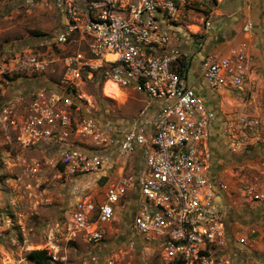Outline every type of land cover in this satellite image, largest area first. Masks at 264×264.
Wrapping results in <instances>:
<instances>
[{"label": "built area", "instance_id": "2783aa9c", "mask_svg": "<svg viewBox=\"0 0 264 264\" xmlns=\"http://www.w3.org/2000/svg\"><path fill=\"white\" fill-rule=\"evenodd\" d=\"M222 1L205 8L193 0H15L18 9L59 20L55 46H75L61 60L59 83L32 91L17 125L21 145L39 149L59 167V177L71 182L67 232L72 237L101 242L116 206L135 191L130 230L158 247L157 264H231L229 249L252 244L255 225L237 224L226 232L220 195L228 193L233 204L264 205L263 171L256 166L230 181L211 179L215 115L204 95L187 86V56L171 44L183 31L200 51ZM252 29L249 21L241 33ZM246 57L244 46L208 51L199 62L200 75L214 90L242 92L249 81ZM18 60L40 74L51 63L30 52ZM94 81L143 95L136 117L119 122L87 115L82 100L90 99L78 91ZM235 121H225L222 129L228 150L258 145L264 152V116ZM238 132L253 140L241 144ZM114 166L118 176L100 185L103 175L96 174Z\"/></svg>", "mask_w": 264, "mask_h": 264}, {"label": "rangeland", "instance_id": "374dc122", "mask_svg": "<svg viewBox=\"0 0 264 264\" xmlns=\"http://www.w3.org/2000/svg\"><path fill=\"white\" fill-rule=\"evenodd\" d=\"M193 1L205 8L212 3V0ZM15 3V0H0V264H34L27 257L33 249L46 250L51 257L50 264H157L158 247L130 230L137 201L135 191L129 192L116 206L101 242L87 244L67 232L71 182L59 177V167L47 162L39 149L21 145L17 125L25 114L30 93L59 83L61 60L75 46L57 47L51 42L59 25L55 16L47 12H25L16 8ZM221 8L225 9L223 3L217 11ZM23 52L51 60L47 71L40 74L22 68L18 58ZM185 81L187 86L196 82L191 72ZM248 84L239 95L224 99L223 107L227 108L221 110L224 121L237 124L235 120L241 115L263 116L260 90L264 86H259L254 99H249ZM125 90L123 103L105 95L101 81L86 83L78 93L90 99L89 104L82 100L87 115L127 122L140 111L143 95L129 87ZM237 135L241 144L253 140L248 139L247 133ZM133 163L137 164L136 158ZM260 167L259 164L258 169L262 170ZM230 170L228 181L245 171H253L247 165L232 166ZM103 184L102 178L100 185ZM245 208L250 213L246 224L256 223L258 232L264 233V205L250 202ZM242 258L240 264H264V257L261 260L252 255Z\"/></svg>", "mask_w": 264, "mask_h": 264}, {"label": "crops", "instance_id": "0c3cea01", "mask_svg": "<svg viewBox=\"0 0 264 264\" xmlns=\"http://www.w3.org/2000/svg\"><path fill=\"white\" fill-rule=\"evenodd\" d=\"M261 1L262 0H225L223 2L225 9L221 8L217 11L216 17L213 18L211 29L204 35L203 47L200 51L196 49V43H194L183 31L179 40L173 41L171 44L174 47H178L183 54L187 56L185 57L188 63L187 74L191 72L196 81L193 87L204 95L208 106L213 110L215 115L209 139V148L212 153L209 176L213 180L218 178L229 180L230 177L228 174H231L232 171L230 168H232V166L247 165L256 167L260 164L263 171L261 187L264 189L263 149L257 145L248 150L241 148L237 153H231L227 146L228 137H226L222 131L225 121L221 110H227L225 106L223 107V105H225L223 101L224 99H229L232 94L239 95L241 92L230 89L214 90L209 87L208 83L202 78L199 72V62L206 52L219 51L225 53L229 49H238L244 46L247 54L246 66L249 77L247 90L250 91L254 99L257 95V88L259 86H264V12L260 10ZM246 21H251L254 26L252 29L253 32L248 35L241 33V27ZM252 88L253 90H251ZM261 90L260 93L262 94H260V96L264 100V88ZM124 92L126 94V90H124ZM154 108H156V106H154ZM262 108L264 109V105ZM229 163H231L232 166H230ZM119 171L120 169L114 166L113 169L100 171L96 175H103V181L109 182L118 176ZM219 206L224 213L226 232L234 230L237 224H243L245 226L250 225L246 224V222L249 221L246 218L250 215L245 208L247 204H233L231 196L228 193H222L220 195ZM237 207L240 208L237 209ZM241 220L244 221L242 222ZM235 221L237 222L235 223ZM253 225H256V223H253ZM263 237L264 233L258 232L257 228V235L254 237L251 245L242 246L238 249H229V251L232 252L233 258L231 264H240L243 259L242 257L245 255L256 256L261 260V257H264Z\"/></svg>", "mask_w": 264, "mask_h": 264}, {"label": "bare ground", "instance_id": "6f19581e", "mask_svg": "<svg viewBox=\"0 0 264 264\" xmlns=\"http://www.w3.org/2000/svg\"><path fill=\"white\" fill-rule=\"evenodd\" d=\"M225 0L222 1V3ZM221 3V4H222ZM217 10L215 11L214 15H216ZM249 21H246L242 27H241V31L243 32L247 26V23ZM102 92L107 95L108 97H110L111 99L117 101L118 103H123L126 99V94L123 90H121L116 84H114L111 81H107L103 87H102Z\"/></svg>", "mask_w": 264, "mask_h": 264}, {"label": "trees", "instance_id": "16d2710c", "mask_svg": "<svg viewBox=\"0 0 264 264\" xmlns=\"http://www.w3.org/2000/svg\"><path fill=\"white\" fill-rule=\"evenodd\" d=\"M28 259L34 264H50L51 257L44 249H33L27 253Z\"/></svg>", "mask_w": 264, "mask_h": 264}]
</instances>
